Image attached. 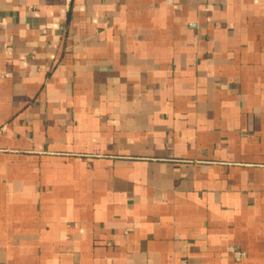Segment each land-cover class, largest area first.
<instances>
[{
    "label": "crops",
    "instance_id": "crops-1",
    "mask_svg": "<svg viewBox=\"0 0 264 264\" xmlns=\"http://www.w3.org/2000/svg\"><path fill=\"white\" fill-rule=\"evenodd\" d=\"M0 264H264V0H0Z\"/></svg>",
    "mask_w": 264,
    "mask_h": 264
}]
</instances>
